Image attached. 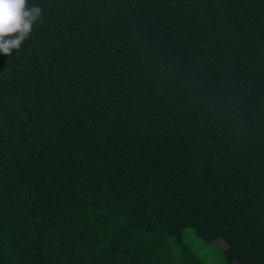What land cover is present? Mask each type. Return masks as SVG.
<instances>
[{
	"label": "trees",
	"instance_id": "trees-1",
	"mask_svg": "<svg viewBox=\"0 0 264 264\" xmlns=\"http://www.w3.org/2000/svg\"><path fill=\"white\" fill-rule=\"evenodd\" d=\"M0 55V264H264V0H28Z\"/></svg>",
	"mask_w": 264,
	"mask_h": 264
},
{
	"label": "clouds",
	"instance_id": "clouds-1",
	"mask_svg": "<svg viewBox=\"0 0 264 264\" xmlns=\"http://www.w3.org/2000/svg\"><path fill=\"white\" fill-rule=\"evenodd\" d=\"M41 15V8L29 6L28 0H0V55L19 50Z\"/></svg>",
	"mask_w": 264,
	"mask_h": 264
},
{
	"label": "rangeland",
	"instance_id": "rangeland-1",
	"mask_svg": "<svg viewBox=\"0 0 264 264\" xmlns=\"http://www.w3.org/2000/svg\"><path fill=\"white\" fill-rule=\"evenodd\" d=\"M185 240L205 264H229L221 255V251L225 247V243L221 239L206 243L199 237H196L192 229H186Z\"/></svg>",
	"mask_w": 264,
	"mask_h": 264
}]
</instances>
